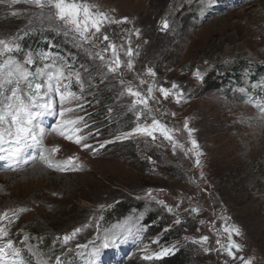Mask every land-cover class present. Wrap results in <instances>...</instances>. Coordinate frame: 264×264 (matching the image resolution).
<instances>
[{
	"label": "rangeland",
	"instance_id": "rangeland-1",
	"mask_svg": "<svg viewBox=\"0 0 264 264\" xmlns=\"http://www.w3.org/2000/svg\"><path fill=\"white\" fill-rule=\"evenodd\" d=\"M88 2L97 6L93 11L128 22L106 23L102 33L108 41L97 33L93 42L81 43L54 17V9L0 0V39L15 38L20 46L0 54V65L23 62L22 55L31 51L37 69L62 66L66 76L73 74L59 87L76 98L66 95L61 104L58 92L49 93L56 115L43 120V143L59 147L54 161L78 157L75 163L83 165L58 171L33 159L7 170L2 161L0 214L7 211L8 217L0 228L8 235L0 246L11 239L25 264H57L51 251L61 248L66 256L81 258L80 264H90L91 247L105 230L131 228L118 248L102 251L98 264H157L187 245L197 255L187 264H264V0ZM49 39L48 48L34 47ZM110 42L121 61L114 72L108 65L115 58L104 51ZM44 53L48 59L40 58ZM34 65L27 67L31 71ZM129 87L147 99V106L135 102ZM161 87L169 90L167 98ZM66 109L72 111L59 117ZM78 118L80 131L71 134L83 137L81 144L52 130L60 120ZM153 119L167 126L172 141L158 132L156 139L125 135L138 126L151 127ZM129 199L130 212L118 219L114 206ZM150 216L157 217L153 229L146 223ZM31 226L53 248L46 250ZM226 226L239 234L225 231ZM77 228L82 231L64 243L62 238ZM231 241L240 245L232 248L235 258L227 251ZM166 248L172 251L163 254ZM107 255L113 258L106 261Z\"/></svg>",
	"mask_w": 264,
	"mask_h": 264
},
{
	"label": "snow or ice",
	"instance_id": "snow-or-ice-1",
	"mask_svg": "<svg viewBox=\"0 0 264 264\" xmlns=\"http://www.w3.org/2000/svg\"><path fill=\"white\" fill-rule=\"evenodd\" d=\"M24 2L35 5L42 10L46 7L54 9V17L62 22L66 31L72 32L75 38L81 43L93 42L97 33L102 35L103 40L108 41L109 37L102 33V27L106 23L128 22L127 17L123 18V21H117L110 19L108 14L103 11H93V8L97 6L90 4L88 0H24ZM168 27V21L164 20L163 29L166 30ZM136 36L139 37V30L136 31ZM19 47V44L15 42V38L11 41L0 39V54L12 52L14 49L19 50ZM109 50H111L112 56L115 59L109 63L108 70L114 72L117 67L121 66V61L117 54V46L114 43L110 42L108 48L104 51L107 52ZM127 55H133L131 47H129ZM48 57V53L41 54L40 56L41 59H48ZM99 59L103 60L104 56H99ZM35 63L33 54L29 51L23 62L9 60L6 69L0 65V161H7L8 167L11 169L22 161L28 163L30 149H39V154L34 158L33 162H43L46 167L58 171L82 170L83 165L75 163L78 157H69L64 161H54L52 154L58 152L59 147L48 149L43 143L44 137L47 134L43 126V118L47 115H56L54 112V95H50L49 93L58 92L61 104L64 102L66 95L76 98L71 92H61L59 87L61 80H70L73 74L66 76L62 66H53L48 71H45V68H49L48 65L32 72L27 66L34 65ZM128 67H133L131 61H129ZM148 73L153 76L155 75L152 69H148ZM74 75L79 82V74L75 73ZM196 77L202 79L199 70L196 72ZM22 83L25 87H21ZM173 88L175 89L177 86L174 84ZM159 90L165 98L168 97V89L161 87ZM127 91L129 95L136 98V103L147 106V99H142V94L139 91H134L131 87ZM148 91L151 93L152 89L149 88ZM180 95L182 96L183 93L181 92ZM177 102H179V96L177 97ZM65 111L72 110H61L58 113L59 117H64ZM79 119L82 118H78L77 120H60L59 124L52 130L59 132L60 135L65 136L70 141H74L76 144H81L83 137L78 135L73 136L71 134L80 131L79 127H77ZM157 132L169 141L174 139L172 132L167 126L156 119H153L151 127L138 126L133 132L125 135L131 136L133 133H142L152 139H156ZM192 144L193 147H198L195 140L192 141ZM84 147L87 148L89 145L85 144ZM197 155H200V153ZM197 164H199V160H197ZM159 203H163V201ZM25 210L21 209L20 211L23 212ZM171 210L169 207L168 211ZM7 217V211L0 214V220ZM81 231L82 229L77 228L71 235H65L62 238L64 243H67ZM131 231V228H112L105 230L100 236V239L91 247V264H98L103 250L118 248ZM225 231H228L230 234L232 232H235L237 235L239 234L238 229H230L227 226L225 227ZM7 235L8 233L3 228H0V238L6 237ZM27 239L28 237H25V240ZM200 239L206 242L208 237L204 236ZM78 247L83 248L86 246L78 245ZM232 248L240 250V245L236 244L235 241H231L227 248L229 256L235 258ZM8 250H11V257L8 255ZM170 251L172 249L166 248L163 250V254H168ZM144 258L151 259L152 257L146 256ZM0 264H25L24 258L21 256L20 251L14 247V242L11 239L5 245L0 246ZM57 264H60L59 260ZM247 264H251V261H248Z\"/></svg>",
	"mask_w": 264,
	"mask_h": 264
},
{
	"label": "trees",
	"instance_id": "trees-1",
	"mask_svg": "<svg viewBox=\"0 0 264 264\" xmlns=\"http://www.w3.org/2000/svg\"><path fill=\"white\" fill-rule=\"evenodd\" d=\"M35 41H32V43H30L28 41V43L30 44H34ZM50 43V39L47 42L43 43L42 41H39L37 43V45H35L34 47H39L41 45H46L45 48H48V44ZM27 44L24 46L26 47ZM65 51V49L59 50L58 53L62 54V52ZM25 55L23 54L21 59H24ZM36 66L34 65L32 67V71L35 72L36 71ZM215 82V81H213ZM114 144H110L106 147H104L102 150L107 149L110 146H113ZM100 150V151H102ZM132 200L129 199L128 201H121V202H117L116 205L114 206V211L116 212V217L118 219H121L123 217H126L127 214L130 212L131 210V203ZM157 221V217L156 216H150L148 217V221H146L147 224H151L150 229L155 228V222ZM168 224V223H166ZM165 225H163L162 227L158 228V230L154 233L160 232L161 230H163ZM30 228V229H29ZM28 229L35 235L38 236L39 241L41 242V244L44 245V247H46V250L53 248L52 246V241H50L49 239H47L48 237H44L43 239H40V233H38V229L36 226H31ZM168 231V230H167ZM153 233V232H152ZM167 233H171V236L166 237V239H170L172 237V231H168ZM57 246V245H56ZM63 249V248H61ZM58 250V251H51L52 255L50 256L53 260L57 259L58 257H62L65 254L64 251L61 252L62 250ZM62 254V255H61ZM195 254V252H193V250L190 249V247L187 246H183L182 248H180L176 253H174L173 255L167 256L165 258H163L162 260L158 261L157 264H187L188 262H190V258L192 257V255ZM196 255V254H195ZM197 256V255H196ZM65 263L66 264H78V260L75 256L73 255H67V258L65 259Z\"/></svg>",
	"mask_w": 264,
	"mask_h": 264
},
{
	"label": "bare ground",
	"instance_id": "bare-ground-1",
	"mask_svg": "<svg viewBox=\"0 0 264 264\" xmlns=\"http://www.w3.org/2000/svg\"><path fill=\"white\" fill-rule=\"evenodd\" d=\"M45 119V117L43 118V120ZM264 136V135H263ZM262 144H263V146H264V141H262L261 142V147H262ZM264 148V147H263ZM39 149H30L29 150V153H28V161H30V160H33L37 155H38V153H39ZM2 163V161H0V164ZM24 164V162L22 161L21 163H19L18 165H15L13 168H6L7 170H16V169H19L20 168V166H22ZM0 167H1V165H0ZM33 169V168H32ZM29 170H31V169H29ZM264 171V170H263ZM9 253V252H8ZM113 258V255H107L106 256V258H105V260L106 261H109V260H111ZM91 264V263H90Z\"/></svg>",
	"mask_w": 264,
	"mask_h": 264
}]
</instances>
